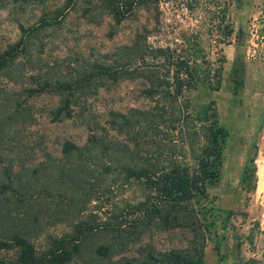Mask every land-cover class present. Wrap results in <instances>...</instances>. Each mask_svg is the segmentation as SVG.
Masks as SVG:
<instances>
[{
	"label": "rangeland",
	"instance_id": "rangeland-1",
	"mask_svg": "<svg viewBox=\"0 0 264 264\" xmlns=\"http://www.w3.org/2000/svg\"><path fill=\"white\" fill-rule=\"evenodd\" d=\"M20 24L33 30L0 71L1 236L21 233L43 253L75 235L62 264H161L195 245L204 264H264V0H147L119 20L108 0H0V51ZM180 59L196 66L191 76ZM219 71V88L200 84ZM37 81L49 85L30 93ZM65 96L71 115L59 118ZM210 99L225 128L207 187L214 207L198 222L185 212L179 224L147 222L145 190L125 167L188 159L186 131ZM66 140L82 151L65 153ZM251 159L258 184L247 192Z\"/></svg>",
	"mask_w": 264,
	"mask_h": 264
},
{
	"label": "trees",
	"instance_id": "trees-1",
	"mask_svg": "<svg viewBox=\"0 0 264 264\" xmlns=\"http://www.w3.org/2000/svg\"><path fill=\"white\" fill-rule=\"evenodd\" d=\"M147 0H108L111 12L114 13L117 20L122 15L128 13L132 8L141 2ZM224 14L222 18H224ZM20 29L23 34L14 43H10L6 48L0 51V71L3 70L9 62L25 48L24 36L33 26L24 27L20 24ZM164 51V49H159ZM180 67L185 65L187 67L188 75L196 70L195 65H187V60H179ZM180 70L176 69V95L182 92L183 80H180L178 74ZM208 76V74H206ZM200 84L206 88H219L220 86V71L218 79L214 86L206 82V77L199 78ZM81 80H74V86L78 87ZM48 81H37V86L29 89L30 93H36L47 88ZM71 83L61 84V88H71ZM186 86H194L193 83H187ZM170 95V94H169ZM71 99L65 96L60 105L56 108L57 116H70ZM199 125L195 124L187 132L188 140L185 139L183 144L189 152L188 159H174L167 163L149 162L142 164L139 167H125L128 175H135L136 178L141 180L145 190V199L138 203L146 213L147 222H151L153 218L160 219L164 225H174L182 223L181 212H185L186 216L193 217L195 222L199 221L198 214L203 213L204 217L206 212L209 213L210 208L208 203L211 200L208 191V182L216 176V169L214 158L218 153L219 145L225 136V128L219 122L215 101L208 100L201 103L195 110L192 116ZM89 148V147H88ZM82 151L80 146L70 140L63 143V151L69 153L71 151ZM256 164L254 159H251L242 170L240 177L241 188L244 191H254L256 188ZM258 184V181H257ZM2 185V187H4ZM0 192L1 191L0 189ZM234 213L233 209H228L227 216ZM213 214V213H211ZM210 224L211 223L210 221ZM207 228L208 224L206 225ZM210 231V230H209ZM62 236L56 237L53 244L43 253H38L34 243L25 235L15 232L9 237L0 235V249L14 250L15 256L10 259L0 258V264H62L70 260L77 250L78 237ZM77 240V241H76ZM101 250V249H100ZM203 246L196 245L193 247L191 253H184L178 250H169L163 255L161 264H204L203 259ZM155 259L154 255H150ZM215 264H219L216 262Z\"/></svg>",
	"mask_w": 264,
	"mask_h": 264
},
{
	"label": "bare ground",
	"instance_id": "bare-ground-1",
	"mask_svg": "<svg viewBox=\"0 0 264 264\" xmlns=\"http://www.w3.org/2000/svg\"><path fill=\"white\" fill-rule=\"evenodd\" d=\"M264 167V166H263ZM260 167L257 171L259 177V189H263L264 187V168Z\"/></svg>",
	"mask_w": 264,
	"mask_h": 264
}]
</instances>
